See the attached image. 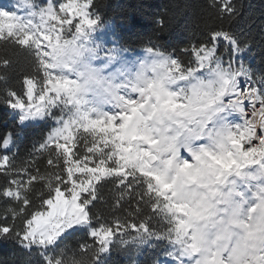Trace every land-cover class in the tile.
<instances>
[{"label": "snow or ice", "instance_id": "obj_1", "mask_svg": "<svg viewBox=\"0 0 264 264\" xmlns=\"http://www.w3.org/2000/svg\"><path fill=\"white\" fill-rule=\"evenodd\" d=\"M249 7L208 0L176 58L153 46L131 61L93 44L95 0H50L32 18L0 4L13 117L0 129V264H109L130 246L164 264H264V14ZM46 117L55 128L18 164L9 145Z\"/></svg>", "mask_w": 264, "mask_h": 264}, {"label": "trees", "instance_id": "obj_2", "mask_svg": "<svg viewBox=\"0 0 264 264\" xmlns=\"http://www.w3.org/2000/svg\"><path fill=\"white\" fill-rule=\"evenodd\" d=\"M50 0H28L29 5L35 10L37 6L43 7ZM68 0H60L64 3ZM250 7L247 13L257 19L264 14V0H244ZM208 0H95L94 14L99 17V26L111 23L115 39L119 48L129 52H140L147 48L156 46L161 52L176 58L178 47H183V41L189 34L188 30H196V22L206 9ZM172 21L174 28L172 33L162 32L159 21ZM259 59L256 56L250 61L255 64ZM29 71L26 65H15L10 70V80L16 79ZM0 75H3L0 72ZM6 105L0 104V129L12 127L13 117L5 111ZM75 110H73L74 113ZM59 115V113H58ZM37 126L20 128L18 146H12L11 154H14L15 161L19 164L29 159L34 149L40 147V142L53 128L55 120L44 118ZM17 124L19 120L16 118ZM83 134V133H80ZM4 149H0V152ZM36 167L42 172L47 167L48 153L36 154ZM111 185L106 184L101 194L111 203ZM11 255V250H8ZM165 257L161 252L150 250L147 247L135 251L132 246L127 251L114 250L109 258V264H149L150 261L163 262Z\"/></svg>", "mask_w": 264, "mask_h": 264}, {"label": "rangeland", "instance_id": "obj_3", "mask_svg": "<svg viewBox=\"0 0 264 264\" xmlns=\"http://www.w3.org/2000/svg\"><path fill=\"white\" fill-rule=\"evenodd\" d=\"M49 2L50 1H48V3ZM67 2L68 1L64 3ZM80 2H83V0H80ZM0 4H3L5 9H7L10 5L13 13L19 17L32 18V15L35 11L29 5L28 0H0ZM91 39L94 45H99L100 48L104 51L101 53L102 56L105 54L107 50L115 48L121 50V55L125 59H129L131 61L151 59V55L148 52H146V50L140 52H129L119 48L115 39V35L111 23H107L104 26L98 25L96 31L92 33ZM16 118L19 120V116H17ZM80 133H83L82 129L80 130ZM165 259L160 264H164Z\"/></svg>", "mask_w": 264, "mask_h": 264}]
</instances>
